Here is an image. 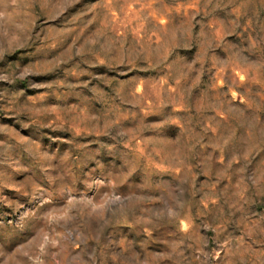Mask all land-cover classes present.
Returning a JSON list of instances; mask_svg holds the SVG:
<instances>
[{
  "label": "rangeland",
  "instance_id": "1",
  "mask_svg": "<svg viewBox=\"0 0 264 264\" xmlns=\"http://www.w3.org/2000/svg\"><path fill=\"white\" fill-rule=\"evenodd\" d=\"M0 264H264V0H0Z\"/></svg>",
  "mask_w": 264,
  "mask_h": 264
}]
</instances>
